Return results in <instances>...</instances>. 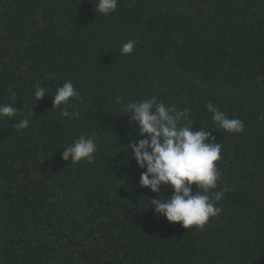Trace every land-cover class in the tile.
<instances>
[{"label":"trees","instance_id":"16d2710c","mask_svg":"<svg viewBox=\"0 0 264 264\" xmlns=\"http://www.w3.org/2000/svg\"><path fill=\"white\" fill-rule=\"evenodd\" d=\"M95 3L0 0V104L18 111L0 119V264H264V0H118L108 16ZM69 80L77 120L52 104ZM153 97L222 145L213 191H228L202 229L151 208L170 186L139 185L127 147L143 137L121 105ZM209 101L244 130L218 128ZM80 136L97 150L71 165Z\"/></svg>","mask_w":264,"mask_h":264},{"label":"clouds","instance_id":"9594fccd","mask_svg":"<svg viewBox=\"0 0 264 264\" xmlns=\"http://www.w3.org/2000/svg\"><path fill=\"white\" fill-rule=\"evenodd\" d=\"M118 0H96L95 13L108 16L117 9ZM135 41L129 40L120 49L121 55L133 52ZM10 99L15 101L16 93L9 89ZM46 92L37 86L34 91L36 101L43 98ZM70 99H79V93L72 81H66L56 89L52 98L53 107L60 108L62 117L79 119L78 111H68ZM13 104H0V119L12 118L18 112ZM122 113L130 114V119L138 125L142 139L133 140L128 145L132 159L140 169H144L139 177V185L149 188L153 193H160L162 185L172 188L170 196H159L149 199L151 208L166 218L168 222L177 223L185 229L195 226L202 229L210 217H216L222 211L216 207L224 188H217L219 172L216 162L220 159L222 145L216 142L212 132L204 128L193 131L192 126H181L186 111L174 106L158 103L155 97L142 101L122 104ZM206 108L212 113L213 122L218 128L229 133H241L244 123L238 118H229L225 112L209 101ZM30 120L25 118L14 124L17 131L28 128ZM97 144L93 137L80 136L71 145L65 147L61 159L71 160L72 164L85 161L93 162ZM196 191L193 192L192 186Z\"/></svg>","mask_w":264,"mask_h":264}]
</instances>
